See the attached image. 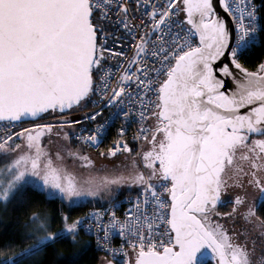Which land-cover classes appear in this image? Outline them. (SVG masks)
Returning a JSON list of instances; mask_svg holds the SVG:
<instances>
[{
  "label": "snow or ice",
  "instance_id": "1",
  "mask_svg": "<svg viewBox=\"0 0 264 264\" xmlns=\"http://www.w3.org/2000/svg\"><path fill=\"white\" fill-rule=\"evenodd\" d=\"M114 2L0 0V122L11 124L48 112L64 113L85 102L91 103L92 95H98L103 108H109L122 102L130 83H135L145 94L156 93L155 103L149 101L151 115L146 116L143 111L140 114L145 120L154 117L155 124L151 128L141 127L136 137L150 145L142 154L148 174L135 177L150 193L156 211L149 216L147 212H139L137 205L139 214L133 216L130 210L127 221L119 225L120 235L135 253L134 264H206L208 250L218 258L217 264H264V254L254 259L253 251L245 244L236 243L221 225L209 227L205 223L217 205L225 203L221 194L228 187L255 186L264 196V175H261L264 174V139L249 141L251 134L264 136V63L256 71H248L240 62L253 48L264 44L261 40L264 24L258 23L252 0H232V3L216 0L232 19L231 27L216 11L213 0H166L159 9L153 3L152 69L135 68L133 71L138 73L135 81L133 71L126 72L121 77L124 84L116 88L108 82L111 73H103L99 85L94 86L93 72L101 68L104 52L98 46V37L104 35L101 21L109 18L108 9ZM177 4L183 5L181 10L187 17L184 23L190 26L188 33L173 20ZM119 12L125 16L117 24L129 28L128 9L119 5ZM196 35L199 43L194 45L190 36ZM139 40L137 56H146L148 42L143 37ZM225 56L241 74L234 75L228 64L220 67V74L231 77L235 84L231 95L226 94L227 89L221 91L225 82L217 78L213 68ZM152 70L157 76L165 77L158 87H153V81L147 79ZM243 108L250 111L240 114ZM102 114V110H97L86 114L84 119L96 121ZM38 127L50 133L56 126ZM105 130L103 123L97 125L87 142L98 144ZM41 135L42 132L23 129L0 138V154L7 157L9 153H17L15 159L5 164L11 178L0 186V203L23 195L27 176L36 178L34 190L53 199L81 195L72 179L55 167L52 158L38 146ZM17 138H23L24 147L34 155L19 154L21 144L11 143ZM117 151L131 153L132 149L127 144L109 149L111 155ZM238 153L239 160L247 162V170L243 163L237 162ZM80 158L88 160V157ZM229 169L231 176L227 175ZM153 179L162 182L159 189L151 183ZM163 193H167L171 203L161 198ZM229 203L240 206L246 201L238 194ZM258 207L264 204H257ZM236 211L233 207L225 215L231 216ZM253 218L259 220L256 209L249 207L243 219L251 223ZM62 222L67 227L61 233H51L45 224L40 225L39 231L45 235L34 237L35 252L65 239V233L74 243L78 240L77 232L85 221L67 223L68 217H63ZM165 224L169 227L161 231V225ZM111 227H117L115 219ZM104 236L107 239V231ZM81 253H86V246ZM127 256L125 252L124 259L110 260L109 264H133Z\"/></svg>",
  "mask_w": 264,
  "mask_h": 264
},
{
  "label": "built area",
  "instance_id": "2",
  "mask_svg": "<svg viewBox=\"0 0 264 264\" xmlns=\"http://www.w3.org/2000/svg\"><path fill=\"white\" fill-rule=\"evenodd\" d=\"M228 2L232 3V0H228ZM153 3L156 9H159L161 5L166 3V0H115L109 7V18L101 21V25L104 28V35L98 37V46L103 47L104 52L101 68L95 69L93 72L94 86L99 85L103 73H111L108 77V82L111 87L116 88L124 84L121 77L126 72L133 71L135 68L141 66L152 69L151 50L153 41L150 14L154 10L152 7ZM252 3L257 9L258 23L262 24L255 0H252ZM119 5H123L128 9L126 18L129 28L127 29L123 25L117 24V21L125 16L123 12L117 13V7ZM173 12L175 13L173 20L181 25L184 33H188L190 26L184 23L185 20L180 10V4L176 5ZM99 19L97 17V20ZM175 30L178 31L180 29ZM114 37H118V39H114ZM133 37H136V39H133ZM139 37H143L148 42L145 45L149 50L146 56H137L136 45L140 44ZM190 41L194 45L199 43L197 36H190ZM113 52H120L122 55L113 56ZM133 61L135 62L133 63ZM156 67L159 68L160 65L157 64ZM136 75L138 73L133 71V81H135ZM164 78L163 76H157L154 70L150 71L147 77V79L153 81V87H158ZM90 99L91 103L88 106L73 110L64 115H59L55 118L47 116L35 122L0 123V138L21 132L23 129H34L42 125H53L57 120H68L67 125H70L73 131L72 139L89 151L104 152L109 157L111 155L109 149H115L118 144H127L132 151L140 154L143 151L145 142L143 140H137L136 137L141 127L151 128L153 119V117L146 120L141 119L140 114L143 111L146 116L151 115L152 107L149 105V101L155 103L156 93L149 91L145 94L135 83H130L127 85V93L118 105L103 108L98 95H92ZM143 105L149 106L143 107ZM97 110H102L103 114L96 121L84 119L86 114H92ZM124 112L127 113L126 116L123 115ZM76 120H80V123H72ZM101 123L105 125L106 130L100 142L98 144L87 142L88 135ZM121 130H123V135H121ZM117 153L121 154L126 152L117 151ZM151 183L153 184V182ZM161 183V181L157 182V189L160 188ZM161 198L171 203L167 193H163ZM137 205H139V212H147L149 216H152L154 211H156L150 193L143 188L137 195L124 196L108 205L93 208L81 219V221H85L81 225L83 232L92 240L95 249L108 259L121 261L125 258L123 257V253L126 252L128 254L127 259L135 254L128 247L126 240L120 235L119 225L127 221L130 210H132L131 214L133 216L139 214L136 211ZM113 219L117 222L116 228L111 227ZM168 227L166 224L161 225L160 230L162 231ZM105 231L108 233L107 239L104 236ZM164 239L167 240L168 237L165 236ZM113 253L116 255L114 256Z\"/></svg>",
  "mask_w": 264,
  "mask_h": 264
},
{
  "label": "trees",
  "instance_id": "3",
  "mask_svg": "<svg viewBox=\"0 0 264 264\" xmlns=\"http://www.w3.org/2000/svg\"><path fill=\"white\" fill-rule=\"evenodd\" d=\"M255 3L261 23L264 24V0H255ZM261 40H264V33L261 34ZM240 62L249 71H256L258 65L264 63V44L253 48ZM88 105L89 103L85 102L75 110ZM50 115L51 113L44 117ZM71 141L78 145L72 138ZM24 188L26 189L24 194L10 198L0 213V264H4L5 261L11 258H15L14 264H102L104 261L109 263L110 259L95 249L92 240L83 232L82 227L77 232L78 240L75 243L68 238V235L64 234L65 239L52 242L51 246H46L43 250L35 252L32 248L35 243L34 234L30 233V228L33 227L34 223L33 217H49L52 227L51 232L61 233L62 228H64V222H62L64 215L68 216L70 223L81 220L93 208L108 205L124 196L137 195L143 190L141 188L134 192L130 191L118 195L108 203L69 207L61 199L50 198L40 191L34 190L35 187L31 185L24 186ZM233 217L223 216L212 219L207 226L221 225L236 243L245 244L249 250L253 251L254 259L262 256L264 246L261 250L256 248L253 239L256 238L257 240V236L251 237L250 234L252 232L251 228H253L252 225L247 226L249 231L244 243V238H240L237 231L240 223ZM85 246L86 253L82 254L81 249H84ZM28 250L30 251L24 254ZM129 259L131 261L135 260V254L130 256Z\"/></svg>",
  "mask_w": 264,
  "mask_h": 264
},
{
  "label": "rangeland",
  "instance_id": "4",
  "mask_svg": "<svg viewBox=\"0 0 264 264\" xmlns=\"http://www.w3.org/2000/svg\"><path fill=\"white\" fill-rule=\"evenodd\" d=\"M67 121L68 120L64 122H60V120L56 121L59 123H54L56 124V127H53L50 133L42 127L32 129L34 132L43 133L39 138L40 143H37L38 146L43 152L47 153V155L52 158L54 166L62 169L63 173L71 178L77 189L81 191L80 196H73L70 199L67 197L61 198L59 196L56 198L61 199L69 207H79L86 204L98 205L111 202L118 195L144 188L141 184L135 181L136 175L148 174V169L144 167V161L142 159L143 151H141L140 154L136 151H131V153H117L108 157L104 152L74 149L70 145V134L72 131L70 126L67 125ZM62 124L65 126L60 127ZM20 144L22 147L18 150L19 154L34 155V152H30L24 147V143L21 142ZM146 146L147 143L143 145L144 148ZM57 154H59V159H57ZM16 157L17 153H9L7 157L0 154V186H3L6 181L11 178V174L5 169V164L11 162V160ZM80 157H88V160H83ZM25 180L27 183L24 186L31 185L36 188V178L27 176ZM106 180H118L119 183H105ZM153 180L155 181L156 179ZM153 180L151 182L156 185L158 181L154 182ZM62 182H64L63 179ZM89 191H93L95 194L89 195ZM8 201L0 203V213L3 207L7 205ZM233 216L235 215H231V217ZM35 217L37 219L33 223V227L30 228V233L34 234V237L38 238L41 235H45L44 232L39 231L41 224H45L47 229L50 230V232L52 231L49 217ZM63 217L68 216L64 215ZM67 223L70 222L68 221ZM66 227L67 224L64 223L62 231ZM255 229L257 230L258 228L255 227ZM256 230L253 231L252 229V232H250L251 237L256 236V233L264 232H256ZM65 234L69 236V234ZM260 235L261 236L258 237L262 240L261 247H263L264 235ZM30 250L26 251L24 254H27ZM14 262L15 258H11L5 261L4 264H14ZM102 264L109 263L104 261Z\"/></svg>",
  "mask_w": 264,
  "mask_h": 264
},
{
  "label": "flooded vegetation",
  "instance_id": "5",
  "mask_svg": "<svg viewBox=\"0 0 264 264\" xmlns=\"http://www.w3.org/2000/svg\"><path fill=\"white\" fill-rule=\"evenodd\" d=\"M183 8V5L180 4V10ZM181 13L182 15L184 14V12L181 10ZM59 115L56 114V113H51L50 117L52 118H55V117H58ZM58 121V120H57ZM60 122H64V121H60ZM55 123H59V122H55ZM155 124V118L153 117L152 119V123H151V127H153ZM53 125L56 126V124L53 123ZM255 139H264V136H259V135H250L249 137V141L251 142V140H255ZM150 148V145L147 144V146L143 149V153L147 150H149ZM237 162L238 163H243V166L245 168V170L248 169V164L247 162H241L239 160V153L237 155ZM228 176H231L232 175V170L229 169L228 170V173H227ZM261 175H264V174H261ZM159 181V180H157ZM229 184H232V181L229 180ZM242 195L246 201V203L244 205H240V206H236L232 203H229V201H232L235 199L236 195ZM221 200L224 201L225 203L224 204H218L216 209L213 210V213L209 216V219L208 221H206V226L207 224H209V222L212 220V219H216V218H220V217H228L227 215H225L226 213H231L232 210H233V207H236L237 211L233 214L235 215L234 218L237 219L239 221V227L237 229V231L239 232V236L240 238H244V243H245V240H246V235L248 233V225H252V229L253 231L256 230V228H258L256 230V232L258 231H264V224H261L260 222L261 221H264V207H258L257 208V204H264V196L261 195L259 189L255 186H245L244 189H240V188H237V187H228L227 189H225L222 194H221ZM249 207H253L256 209V215L257 217L259 218V220H256L255 218H253V221L251 223H247L245 222V220L243 219L244 215L247 213V210ZM219 213V215L217 214ZM230 217V216H229ZM260 227V228H259ZM264 233V232H263ZM261 233H256V236H257V240L256 239H253L254 242L256 243V248L261 250L262 247H261V242L262 240L259 239L258 236H261L260 235ZM240 241V240H239ZM241 242V241H240ZM255 245V244H254ZM264 250V248H263ZM261 257V256H260ZM260 257H257L255 259H259ZM135 260H133V263H134ZM209 263H212V264H215L213 261H210Z\"/></svg>",
  "mask_w": 264,
  "mask_h": 264
},
{
  "label": "water",
  "instance_id": "6",
  "mask_svg": "<svg viewBox=\"0 0 264 264\" xmlns=\"http://www.w3.org/2000/svg\"><path fill=\"white\" fill-rule=\"evenodd\" d=\"M213 6L216 8V11H217L221 16L225 17L227 23H228L229 26L231 27V26L233 25V21H232V19H231L230 17H227V16L225 15V13L219 8V6L216 4V0H213ZM183 18H184V20L186 21L187 17H186V15H185V13L183 14ZM196 36H197V38H198V35H196ZM198 41H199V38H198ZM225 64H228V65H229L230 70L233 72L234 75L239 76V75H241V74L239 73V71H238L237 69H235L234 66H232V65L230 64V61H229V59L227 58V56L218 59V60L215 62V64L213 65V68L215 69V74H216L217 78H218V79H221V80H223V81L225 82V87L222 88L221 91H225V89H227L228 91L226 92V94L231 95L232 91L235 90V84H234L232 78H231V77L222 76V75L220 74V67H222V66L225 65ZM247 70H248V69H247ZM248 71H249V70H248ZM93 81H94V75H93ZM77 107H79V106H76V107H74V108L71 109V110H66L64 113H59V112H48V113H44V114L40 115V116L37 117V118H27V119H24V120L19 121V122H24V123H25V122H35V121L40 120L41 118H43L44 116H46V115L49 114V113H56V114H58V115H64V114H67V113H69V112L75 110ZM249 111H250V108H243V109L240 110V114H247ZM0 123H7V121L0 122ZM12 123H16V122H12ZM251 135H257V134H251ZM205 259H206V264H208L210 261H213L215 264H217V260H218L217 257H214V254L211 252V250H208ZM133 264H134V263H133Z\"/></svg>",
  "mask_w": 264,
  "mask_h": 264
},
{
  "label": "crops",
  "instance_id": "7",
  "mask_svg": "<svg viewBox=\"0 0 264 264\" xmlns=\"http://www.w3.org/2000/svg\"><path fill=\"white\" fill-rule=\"evenodd\" d=\"M72 131V130H71ZM72 133L73 132H71V134H70V145L74 148V149H81V150H88V149H86V148H84L83 146H81L80 144H78V145H76V144H74L72 141H71V138H72ZM25 135H27V133H25ZM40 138V137H39ZM39 138H38V141H37V143H40V141H39ZM26 143V141L23 139V138H17V139H15L14 141H12L11 143H14V144H20V143ZM75 142V141H74ZM89 151V150H88Z\"/></svg>",
  "mask_w": 264,
  "mask_h": 264
}]
</instances>
